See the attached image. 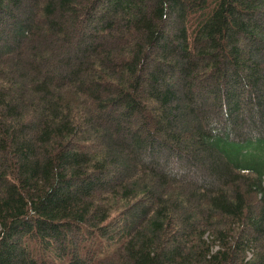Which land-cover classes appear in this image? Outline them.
Wrapping results in <instances>:
<instances>
[{
	"label": "trees",
	"instance_id": "trees-1",
	"mask_svg": "<svg viewBox=\"0 0 264 264\" xmlns=\"http://www.w3.org/2000/svg\"><path fill=\"white\" fill-rule=\"evenodd\" d=\"M263 179L264 0H0V264H264Z\"/></svg>",
	"mask_w": 264,
	"mask_h": 264
},
{
	"label": "rangeland",
	"instance_id": "rangeland-1",
	"mask_svg": "<svg viewBox=\"0 0 264 264\" xmlns=\"http://www.w3.org/2000/svg\"><path fill=\"white\" fill-rule=\"evenodd\" d=\"M68 50H69L70 52H72V51H73V47H70V46H69V47H68ZM208 103L210 104V102H208ZM111 111H112V110H110V113H111ZM111 115H112V114H111ZM112 116L114 117V116H116V114H115V115H112ZM113 117H112V118H113ZM178 126H179L180 128L183 127L182 124H179ZM170 165H172V164L170 163ZM188 169H189V168H187V170H188ZM197 169H198V168H197ZM187 170H186V171H187ZM192 172H193V171H192ZM263 182H264V179H263ZM248 257H251V254H250V253L248 254Z\"/></svg>",
	"mask_w": 264,
	"mask_h": 264
}]
</instances>
